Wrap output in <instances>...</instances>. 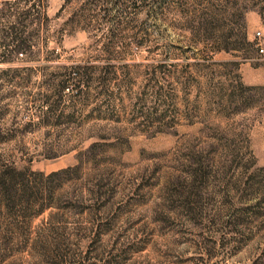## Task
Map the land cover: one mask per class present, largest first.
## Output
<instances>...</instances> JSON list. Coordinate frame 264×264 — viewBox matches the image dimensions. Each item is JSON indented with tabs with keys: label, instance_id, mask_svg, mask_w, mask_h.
<instances>
[{
	"label": "rangeland",
	"instance_id": "374dc122",
	"mask_svg": "<svg viewBox=\"0 0 264 264\" xmlns=\"http://www.w3.org/2000/svg\"><path fill=\"white\" fill-rule=\"evenodd\" d=\"M0 264H264V0H0Z\"/></svg>",
	"mask_w": 264,
	"mask_h": 264
},
{
	"label": "trees",
	"instance_id": "16d2710c",
	"mask_svg": "<svg viewBox=\"0 0 264 264\" xmlns=\"http://www.w3.org/2000/svg\"><path fill=\"white\" fill-rule=\"evenodd\" d=\"M65 2H69V0H65ZM27 41L25 39H23L19 33L14 32L13 37L11 38V42H10V50L7 51V55L6 57L8 58V56H12V55H17L20 52L26 51L27 50ZM221 50V49H218ZM94 144H92L91 146H93ZM9 196V194H7Z\"/></svg>",
	"mask_w": 264,
	"mask_h": 264
},
{
	"label": "built area",
	"instance_id": "2783aa9c",
	"mask_svg": "<svg viewBox=\"0 0 264 264\" xmlns=\"http://www.w3.org/2000/svg\"><path fill=\"white\" fill-rule=\"evenodd\" d=\"M256 35L259 37L260 36V33H256Z\"/></svg>",
	"mask_w": 264,
	"mask_h": 264
}]
</instances>
